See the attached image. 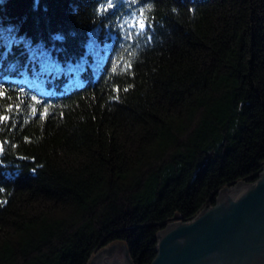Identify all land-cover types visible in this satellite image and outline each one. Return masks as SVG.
Masks as SVG:
<instances>
[{
	"label": "trees",
	"instance_id": "16d2710c",
	"mask_svg": "<svg viewBox=\"0 0 264 264\" xmlns=\"http://www.w3.org/2000/svg\"><path fill=\"white\" fill-rule=\"evenodd\" d=\"M0 92V264H149L264 164V0H0Z\"/></svg>",
	"mask_w": 264,
	"mask_h": 264
},
{
	"label": "water",
	"instance_id": "95a60500",
	"mask_svg": "<svg viewBox=\"0 0 264 264\" xmlns=\"http://www.w3.org/2000/svg\"><path fill=\"white\" fill-rule=\"evenodd\" d=\"M88 264H133L126 242L112 240ZM149 264H264V164L253 181L218 189L214 202L191 218L156 231Z\"/></svg>",
	"mask_w": 264,
	"mask_h": 264
},
{
	"label": "snow or ice",
	"instance_id": "6c2138e0",
	"mask_svg": "<svg viewBox=\"0 0 264 264\" xmlns=\"http://www.w3.org/2000/svg\"><path fill=\"white\" fill-rule=\"evenodd\" d=\"M2 95H4V93L3 92H0V96H2ZM33 111H35V109H33Z\"/></svg>",
	"mask_w": 264,
	"mask_h": 264
}]
</instances>
